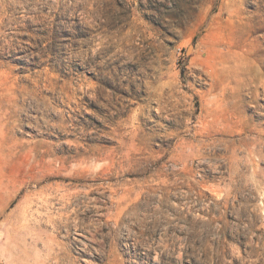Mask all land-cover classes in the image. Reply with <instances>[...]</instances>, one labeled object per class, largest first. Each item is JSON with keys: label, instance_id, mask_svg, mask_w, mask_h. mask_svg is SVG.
<instances>
[{"label": "rangeland", "instance_id": "1", "mask_svg": "<svg viewBox=\"0 0 264 264\" xmlns=\"http://www.w3.org/2000/svg\"><path fill=\"white\" fill-rule=\"evenodd\" d=\"M264 264V0H0V264Z\"/></svg>", "mask_w": 264, "mask_h": 264}, {"label": "trees", "instance_id": "2", "mask_svg": "<svg viewBox=\"0 0 264 264\" xmlns=\"http://www.w3.org/2000/svg\"><path fill=\"white\" fill-rule=\"evenodd\" d=\"M193 262H194V260H193ZM194 264H196V262H194Z\"/></svg>", "mask_w": 264, "mask_h": 264}]
</instances>
